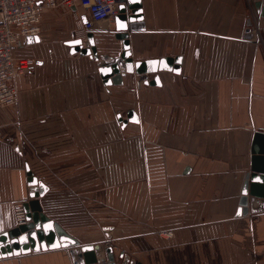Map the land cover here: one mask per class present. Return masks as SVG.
<instances>
[{"label":"crops","instance_id":"obj_1","mask_svg":"<svg viewBox=\"0 0 264 264\" xmlns=\"http://www.w3.org/2000/svg\"><path fill=\"white\" fill-rule=\"evenodd\" d=\"M141 3L132 59H182L158 86L136 73L105 85L95 60L71 55L74 31L19 49L37 64L16 82L19 103L0 108V234L30 201L31 172L48 187L44 212L81 245L112 246L118 263L125 253L142 264H264V211L237 216L264 134V18L250 0ZM115 31L114 21L95 31L99 55L123 51ZM0 264L72 258L60 249Z\"/></svg>","mask_w":264,"mask_h":264},{"label":"water","instance_id":"obj_2","mask_svg":"<svg viewBox=\"0 0 264 264\" xmlns=\"http://www.w3.org/2000/svg\"><path fill=\"white\" fill-rule=\"evenodd\" d=\"M260 16L264 18V0L256 2ZM143 20L141 0H121L119 14L115 17L116 38L122 41L123 51L112 56L99 55L96 49L94 32L85 39L76 37L67 44L71 55L79 54L95 60L100 76L105 85H123L124 76L136 73L146 85L158 86L160 72H180L182 59L162 58L146 61H134L131 57L130 32L142 29ZM86 23V18L83 17ZM40 41L39 37H28L26 44L32 45ZM155 74L153 80L149 75ZM129 120L139 123L135 111L129 112ZM251 171L245 177L239 201L237 216H246L250 212L264 211V134L256 133L252 149ZM27 183L31 199L23 203L27 213V223L15 226L0 234V259L12 258L30 253H41L52 250H68L72 264H142L136 258L121 253L119 263L114 249L110 245H81L80 241L71 236L57 221L50 218L41 205L40 199L45 196L48 187L31 172Z\"/></svg>","mask_w":264,"mask_h":264},{"label":"built area","instance_id":"obj_3","mask_svg":"<svg viewBox=\"0 0 264 264\" xmlns=\"http://www.w3.org/2000/svg\"><path fill=\"white\" fill-rule=\"evenodd\" d=\"M120 5L121 0H0V108L19 103L16 82L29 73L37 61L18 51L27 45L28 37L43 35L48 11L70 10L75 25L74 38L85 39L88 33L111 24L119 14ZM253 29L256 31L255 26ZM80 30L82 35H79ZM13 217L16 226L28 222L23 203L14 206Z\"/></svg>","mask_w":264,"mask_h":264},{"label":"rangeland","instance_id":"obj_4","mask_svg":"<svg viewBox=\"0 0 264 264\" xmlns=\"http://www.w3.org/2000/svg\"><path fill=\"white\" fill-rule=\"evenodd\" d=\"M52 15V19L49 20V16ZM72 12L70 10L59 9L48 11L44 18V33L43 35L47 37L46 45L53 46L62 42L61 33H65V36L69 35V31L75 30L74 20L71 19ZM63 33V34H64ZM61 38H60V37ZM47 46H44V49H47ZM28 49V48H27ZM43 50L42 48L38 50H32V54H36L39 51ZM30 51V50H29ZM20 54H30L26 49L20 50ZM35 56V55H34Z\"/></svg>","mask_w":264,"mask_h":264},{"label":"bare ground","instance_id":"obj_5","mask_svg":"<svg viewBox=\"0 0 264 264\" xmlns=\"http://www.w3.org/2000/svg\"><path fill=\"white\" fill-rule=\"evenodd\" d=\"M110 25H111V24L109 23L108 25L105 26V28H108ZM81 31H82V30H80L79 35H82V34H81Z\"/></svg>","mask_w":264,"mask_h":264}]
</instances>
